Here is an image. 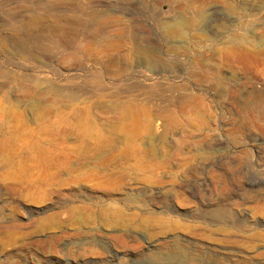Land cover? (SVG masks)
I'll return each mask as SVG.
<instances>
[{
	"label": "rangeland",
	"instance_id": "1",
	"mask_svg": "<svg viewBox=\"0 0 264 264\" xmlns=\"http://www.w3.org/2000/svg\"><path fill=\"white\" fill-rule=\"evenodd\" d=\"M263 45L264 0H0V264H264Z\"/></svg>",
	"mask_w": 264,
	"mask_h": 264
},
{
	"label": "bare ground",
	"instance_id": "2",
	"mask_svg": "<svg viewBox=\"0 0 264 264\" xmlns=\"http://www.w3.org/2000/svg\"><path fill=\"white\" fill-rule=\"evenodd\" d=\"M194 1H198V2H200V0H194ZM170 7H171V12L173 13V14H177L176 12H179V11H181V10H185V9H188L189 7H188V5L186 4V3H178V4H172V5H170ZM133 17V16H132ZM100 18V17H99ZM110 18V17H109ZM95 19V18H94ZM96 20V19H95ZM94 20V21H95ZM132 20H130V22H131ZM105 22V21H104ZM111 22H113V21H111ZM164 22V21H163ZM56 23H58V26L61 24V25H64L63 23H62V21H57ZM126 24V23H125ZM168 23L166 22H164V23H161L160 25H167ZM64 27V26H63ZM53 29V28H52ZM95 29V28H94ZM125 29V28H124ZM168 29V28H167ZM54 30V29H53ZM170 32H171V29H168ZM96 31V30H95ZM55 33V32H54ZM132 35V34H131ZM130 35V36H131ZM130 36L128 37V39H130V40H134L133 38H130ZM102 38V34L100 35V36H97V37H95L94 39H98V38ZM136 38V37H135ZM136 40H137V38H136ZM133 43H134V45H135V47H134V52H135V54H137L138 55V57L140 56V57H149V58H153V57H155V55H153V53H152V51H149V50H147L146 49V47H144L142 44H140L138 41L136 42V41H133ZM260 55L264 58V45L262 46V48H261V50H260ZM136 55V56H137ZM152 61V60H151ZM153 61H155V60H153ZM149 68V67H148ZM150 69V68H149ZM152 70V69H151ZM250 96V95H249Z\"/></svg>",
	"mask_w": 264,
	"mask_h": 264
}]
</instances>
